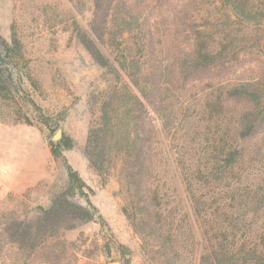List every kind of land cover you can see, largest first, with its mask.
I'll return each instance as SVG.
<instances>
[{
  "label": "trees",
  "instance_id": "obj_1",
  "mask_svg": "<svg viewBox=\"0 0 264 264\" xmlns=\"http://www.w3.org/2000/svg\"><path fill=\"white\" fill-rule=\"evenodd\" d=\"M88 1L77 38L110 84L94 97L85 154L103 185L120 167L144 264H264V64L251 63L263 44L238 36L264 22V0ZM8 70L0 64V121L33 125L24 107L35 102ZM25 80L43 94L38 76ZM51 147L66 186L47 208L5 218L0 264H77L66 234L102 220Z\"/></svg>",
  "mask_w": 264,
  "mask_h": 264
},
{
  "label": "rangeland",
  "instance_id": "obj_2",
  "mask_svg": "<svg viewBox=\"0 0 264 264\" xmlns=\"http://www.w3.org/2000/svg\"><path fill=\"white\" fill-rule=\"evenodd\" d=\"M81 1L83 5L79 0H0V43L12 65L4 67L9 68L7 75L11 70L14 77L24 79L21 89L36 105L24 107L33 125L0 121V226L13 213L47 208L65 188L66 167L51 152L52 138L62 128L64 140L55 146L92 189L90 206L102 219L66 234L75 244L77 264H144L141 239L122 214L120 167L103 185L85 154L98 111L94 97L109 86L110 76L78 41L76 28L87 30L90 19L89 1ZM239 28L238 36L248 42L261 37L263 47L252 54L251 63L263 65L264 22ZM29 72L38 76L43 94L26 82ZM68 142L71 147L66 149ZM75 201L89 206L85 199Z\"/></svg>",
  "mask_w": 264,
  "mask_h": 264
},
{
  "label": "water",
  "instance_id": "obj_3",
  "mask_svg": "<svg viewBox=\"0 0 264 264\" xmlns=\"http://www.w3.org/2000/svg\"><path fill=\"white\" fill-rule=\"evenodd\" d=\"M0 64L12 67V65L10 64V62L8 61V59L6 58V56L3 52V48H2L1 43H0ZM62 140H64L63 129L59 128L58 131L56 132V134L53 136L52 142L55 145H57ZM77 204H79V203H77Z\"/></svg>",
  "mask_w": 264,
  "mask_h": 264
}]
</instances>
